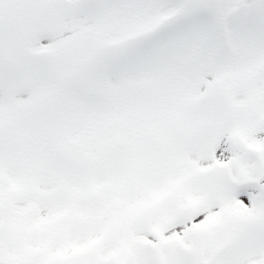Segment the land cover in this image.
<instances>
[{"label":"snow or ice","instance_id":"1","mask_svg":"<svg viewBox=\"0 0 264 264\" xmlns=\"http://www.w3.org/2000/svg\"><path fill=\"white\" fill-rule=\"evenodd\" d=\"M0 264H264V0H0Z\"/></svg>","mask_w":264,"mask_h":264}]
</instances>
